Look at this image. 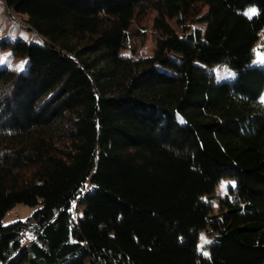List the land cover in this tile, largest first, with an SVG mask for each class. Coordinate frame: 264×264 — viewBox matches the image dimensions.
Returning <instances> with one entry per match:
<instances>
[{
    "label": "trees",
    "instance_id": "obj_1",
    "mask_svg": "<svg viewBox=\"0 0 264 264\" xmlns=\"http://www.w3.org/2000/svg\"><path fill=\"white\" fill-rule=\"evenodd\" d=\"M3 1L43 43L0 38V264H264V0Z\"/></svg>",
    "mask_w": 264,
    "mask_h": 264
},
{
    "label": "rangeland",
    "instance_id": "obj_2",
    "mask_svg": "<svg viewBox=\"0 0 264 264\" xmlns=\"http://www.w3.org/2000/svg\"><path fill=\"white\" fill-rule=\"evenodd\" d=\"M254 10V11H253ZM245 13L249 16H253L257 13L256 6H250L245 9ZM156 16L154 9H149L145 13L137 16L135 21L134 30H140L143 35H138L131 42V52L137 56L147 58L153 52L154 39H153V22ZM25 15L14 10L9 9L3 0H0V38H6L10 40H23L26 42L43 43L41 35L33 28L29 27L24 21ZM264 31L261 32L259 41L255 44V56L253 64H264V46L262 44V37ZM23 62L24 67L27 59L23 56H15L11 53L10 49H0V66L11 67L18 69V65ZM23 67V69H24ZM215 73L216 81H222L233 78L235 72L224 64H218L211 68ZM264 99V97H263ZM235 184L234 180H222L216 188L217 195H222L228 192L229 185ZM216 211L219 209V199L215 197L212 200ZM39 205H27L23 203H17L13 208L7 211L3 218L4 224H9L18 220L27 221L30 219ZM84 211L83 207H80L79 212L82 214ZM207 241V242H206ZM212 241V237L206 233L201 234L199 242V251L201 253H207L209 255V244ZM205 255V254H204Z\"/></svg>",
    "mask_w": 264,
    "mask_h": 264
},
{
    "label": "snow or ice",
    "instance_id": "obj_3",
    "mask_svg": "<svg viewBox=\"0 0 264 264\" xmlns=\"http://www.w3.org/2000/svg\"><path fill=\"white\" fill-rule=\"evenodd\" d=\"M253 11H254V10H253ZM23 67H24L23 62H22L20 65H18V69H19V70H23ZM206 242H207V241H206ZM204 254L207 255L206 252H205Z\"/></svg>",
    "mask_w": 264,
    "mask_h": 264
}]
</instances>
